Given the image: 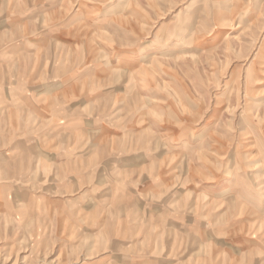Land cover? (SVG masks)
Instances as JSON below:
<instances>
[{
    "label": "rangeland",
    "instance_id": "1",
    "mask_svg": "<svg viewBox=\"0 0 264 264\" xmlns=\"http://www.w3.org/2000/svg\"><path fill=\"white\" fill-rule=\"evenodd\" d=\"M0 264H264V0H0Z\"/></svg>",
    "mask_w": 264,
    "mask_h": 264
},
{
    "label": "bare ground",
    "instance_id": "2",
    "mask_svg": "<svg viewBox=\"0 0 264 264\" xmlns=\"http://www.w3.org/2000/svg\"><path fill=\"white\" fill-rule=\"evenodd\" d=\"M121 6H119L118 8H120ZM188 34V33H187ZM186 38L181 39L180 43H177V48H180L182 46H186ZM243 136V135H242ZM229 183H233L234 187L237 186V188H242L243 186L240 185V180H239V175L238 174H233L229 176Z\"/></svg>",
    "mask_w": 264,
    "mask_h": 264
}]
</instances>
